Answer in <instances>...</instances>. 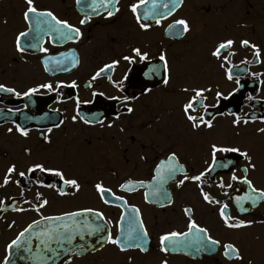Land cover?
Wrapping results in <instances>:
<instances>
[{
    "label": "flooded vegetation",
    "instance_id": "1",
    "mask_svg": "<svg viewBox=\"0 0 264 264\" xmlns=\"http://www.w3.org/2000/svg\"><path fill=\"white\" fill-rule=\"evenodd\" d=\"M41 10H50L58 18L66 19L81 29V37L76 41L59 42L43 37L41 43L26 49L24 53L15 50V37L20 31L27 30V22L23 19L24 0H0V83L23 92L29 87H35L42 82L70 85L77 83L73 89L64 86L49 92L40 89L30 97H17L11 93L0 92V182L8 166L15 164L9 185L0 188V198L6 205L0 209V261L7 254L6 244L23 230L39 215H59L65 211H76L82 207H92L103 213L108 230L117 235V221L120 213L125 212L124 226H127L128 208L139 209L138 220H142L148 232L147 252L132 248L120 252L114 245L105 244L100 248L98 235L85 236L88 245H96L98 251H88L80 256H72L71 264H229L218 252H201L193 250L169 251L166 255L159 250V237L168 231H183L188 219L183 209H193L192 218L201 226H206L210 234L223 242L234 241L251 264H264V201L252 207L245 202L247 213H241L231 200L244 195L247 185L240 181H231L232 171L241 176L247 161L238 153L217 154L218 159L232 160L229 169L216 168L204 177V191L209 192L222 203L229 204V212L238 218L253 220L251 227L240 230H228L223 227L218 218L217 206L208 205L202 201L198 190L191 182L177 188L175 182L168 181L163 191L171 197L172 203L161 197L149 196L147 185L152 183V175L157 163L166 159L171 152L177 154L179 163L183 164L190 174L206 167L209 160V145L213 142L221 145H233L247 151L256 165L255 170L249 169V178L257 188H264V133L256 131L264 128L259 119L264 117V0H183L182 4L172 13L166 15L163 4L169 0H155L157 11L163 12L166 18L156 25L152 19L143 20L145 8L152 6L153 0L138 9L141 22H147L151 27L145 31L136 24L130 11V3L138 0H119L115 5L119 11L112 17H107V10H101L100 15L92 13L87 7L90 0H35ZM85 14L89 19L85 25L79 21ZM184 19L188 22L190 31L183 35H170L166 32L168 24L174 20ZM223 38L235 40L230 49L223 50V55L229 52L234 79L229 81L224 75V69L209 56L213 45ZM248 39L256 44L261 51L260 62H253V50L241 47L239 41ZM24 46V38H21ZM132 46L148 52L147 60L136 58L128 63L121 60L111 70H106L95 81L90 76L105 63L121 55L130 54ZM46 47L48 52H41ZM165 52L172 68V77L168 85L162 83L163 72L160 74L145 73L153 65H161L159 53ZM64 54V56H61ZM50 56H56L63 61L60 68L49 66L45 72L43 61ZM73 56L79 63L73 67ZM66 57V59H65ZM247 60L248 63H242ZM230 65H225V68ZM67 69V70H64ZM255 74V75H254ZM112 77L109 81L108 76ZM239 78L237 86L235 79ZM123 81L119 90L113 86L114 81ZM89 83L92 87H88ZM188 87H208L204 103L208 105L207 112L197 106L192 115L203 114L205 119L213 120L211 129L193 130L190 122L183 115L182 106L186 96L180 89ZM145 89L150 91L144 92ZM235 89V91H234ZM219 90L223 96L217 98ZM103 92L104 96H93L92 92ZM231 92L232 95L228 96ZM109 96L136 97L127 102L134 111L127 113L125 105L119 100L108 99ZM253 99L249 100L248 97ZM81 101L77 109L75 98ZM90 101V102H89ZM79 111L80 115L92 119L96 116L104 120L105 125L84 124L77 120L73 123L71 116ZM223 113V115H220ZM231 113L248 115L249 123L239 129L231 124ZM119 115V119H114ZM256 119H251V117ZM63 120L60 128L53 125ZM20 125L28 129V136H22L16 131ZM49 127L51 144L43 141L42 132ZM121 127L124 131L121 132ZM12 129L11 132L8 129ZM237 131L239 134L237 135ZM144 159H141V157ZM33 161H49V166L63 167L68 176H79L82 189L79 193L66 197L59 196L55 188L39 187L29 184L28 180L19 177L20 171ZM231 169V170H230ZM43 177L46 184L63 187L58 179L49 174L33 173L29 179ZM103 179L106 187L112 188L115 195L123 196L127 208L116 207L119 201L105 205L94 193L92 183ZM177 176L176 179H181ZM221 178L231 188L217 187ZM19 181L17 185L14 181ZM125 180L144 181L145 187H137L132 191H122L119 184ZM71 193L72 190L68 189ZM36 192L41 193V199H47L48 205L38 215L34 211L16 212L14 207L30 208L23 200L35 201ZM9 197L12 199L10 200ZM110 200L111 197H108ZM19 202V203H17ZM91 218V217H90ZM14 222V223H13ZM9 224H13L11 228ZM102 235L106 236L107 232ZM38 241L33 239V247ZM74 243H80L79 238ZM11 264H34L28 254L22 250H12ZM67 257H60L55 264H66ZM239 264V262H233Z\"/></svg>",
    "mask_w": 264,
    "mask_h": 264
},
{
    "label": "snow or ice",
    "instance_id": "2",
    "mask_svg": "<svg viewBox=\"0 0 264 264\" xmlns=\"http://www.w3.org/2000/svg\"><path fill=\"white\" fill-rule=\"evenodd\" d=\"M77 4L81 3V0H76ZM119 0H90V3L87 4V7L92 10L93 14L100 15L101 10H107V17H112L116 12L119 11L115 5ZM183 0H169V3L162 5L166 9V15L170 16L172 13L182 4ZM148 0H138V2L130 3V11L132 12L136 24L140 29L147 31L151 25L147 22H141L142 17L138 14V9L142 5H146ZM25 10L23 11V19L27 22V30L20 31L15 37V50L19 53H24L26 49L37 47L43 37L48 36L51 40L59 42L67 41H76L79 40L82 33L79 27L74 26L66 19L58 18L50 10H41L37 7L35 0H24ZM165 13L157 11V4L153 0L152 6L145 8L143 12V20L147 21L152 19L156 25L161 23V20L166 18ZM88 15L85 14L84 18L79 21L80 25H85L88 22ZM190 31L189 24L184 19L174 20L172 23L168 24L166 32L170 35H183ZM21 38H24V46L21 45ZM235 40L231 38H223L213 45V48L209 51V56L215 58L217 61L222 59L219 67L224 69V75L229 81L234 79L232 68L236 67L231 65V56L235 53L229 52L228 55H223V50L230 49L235 44ZM241 47L251 48L253 50V62L259 63L261 51L260 48L253 43H250L248 39H241L239 41ZM41 52H48L46 47L40 48ZM130 54L121 55L119 58L113 59L111 63H105L103 67H99L98 70L90 76V81H95L105 73L106 70L113 69L116 65L120 63L121 60L128 63L134 62L136 58L144 61L148 59V52L143 51L141 48L132 46L129 49ZM64 56V54H61ZM66 59V57H65ZM159 61L161 65H153L149 68V72L145 73L146 76L149 73L160 74L163 72L162 83L168 85L172 77V68L169 64V61L166 57L165 52H160ZM73 67L79 63V59L73 56ZM242 63H248L247 60L242 61ZM45 65L44 71H49V66H55L60 68L63 64V61L56 57L50 56L43 61ZM230 65L225 68V65ZM67 70V69H64ZM255 75V74H254ZM109 81H112V77L108 76ZM237 86L240 85L239 78L235 79ZM123 81H114L113 86L118 90L122 87ZM64 86H69L73 89L77 88V83L72 81L70 85H63L62 83L53 84L51 82H42L37 84L35 87H29L26 91L19 92L16 91L13 87H7L5 84L0 83V92L11 93L17 97L25 96L30 97L34 93H37L40 89H46L49 92L55 91ZM88 87H92V84L89 83ZM150 91V89H145L144 92ZM180 91L183 94H189L186 96V102L182 106L183 115L186 117L187 121L190 122V127L193 130H200L202 127L206 129H211L213 127L212 119H205L204 115H192V112L197 111V106L207 112L208 105L204 103L206 99L205 93L211 92L212 89L208 87H193L181 88ZM235 91V89H234ZM93 96H104L103 92H92ZM232 93L229 92L228 96H231ZM215 96L220 98L223 96L222 92L217 90ZM108 99L119 100L125 105V111L127 113H132L134 109L127 106V102L130 99H136V97L124 96L123 98L119 96H109ZM224 99H227V96H223ZM249 100H252L253 97L249 96ZM90 102V101H89ZM81 101L78 97L75 98V104L77 109L79 108ZM223 115V113H220ZM233 118L231 124L233 127L239 129L241 125H247L249 123V117L247 114L244 116L237 115L235 113L230 114ZM114 119H119L117 115ZM251 119H256V117H251ZM262 123H264V117L259 118ZM73 123L77 120L82 121L84 124H99L101 127L111 128L112 123L105 125L104 120L96 116L90 120L85 118L83 115H80L79 111L75 115L71 116ZM63 124V120L59 123H55L53 127L60 128ZM53 127H49L47 132H42L43 141L46 144H51L50 133L53 132ZM9 132L12 129H8ZM16 131L20 135L27 137L28 129L21 127L20 125L16 126ZM121 132L124 131V128L121 127ZM257 132L264 133V128H257ZM239 132L237 131V135ZM226 154V153H238L240 157L244 158L247 161V166L244 167L242 175L238 176L235 171H232L230 180L240 181L241 183L247 185L248 191L244 195L236 196L231 200L237 210L241 213H247L248 208L244 207L245 202H250L252 207H256L258 203L264 201V188H257L254 186L253 181L249 178V169L253 171L256 168V165L252 162V158L247 151H242L240 147L233 145H221L215 142L209 145V160L205 161L206 167L202 170H198L195 173L190 174L186 171L183 164L179 163L177 159V154L171 152L167 155L166 159L160 160L159 163L155 165L154 174L152 175V183L147 185L149 192L145 193V200L149 199V196L160 199L161 197L168 200V203H172L171 197L168 196L166 192L163 191V186L168 183V181H173L176 184L177 188H181L186 185V182H191L195 185L198 190V194L202 201L208 205L217 206L218 218L222 222L224 228L228 230H240L249 228L254 223L253 220H245L233 216L229 212V204L222 203L219 199L214 198L209 192L204 191V177L209 175L216 168L229 169L232 165V160H221L218 159L217 154ZM141 159H144L142 156ZM49 161H33L29 166L26 167V171H20L18 173L19 177L28 180V183L35 184L39 187L44 188H55L58 195L62 197L69 196L71 194L79 193L82 189V182L79 176H68L67 172L63 167L59 166H49ZM17 166L12 164L8 166L3 177L2 182H0V188H3L9 185L10 182H13V174L16 173ZM231 170V169H230ZM42 173L49 174L58 179L59 184L63 187H57L54 184H46L43 177L37 176L34 179H29L30 174L33 173ZM182 178L177 180V176ZM19 185V181H14ZM144 181H135L125 180L124 183L119 184V189L122 191H132L137 187H145ZM94 193L98 198L105 204H111L113 201H119L120 204H116V207L123 206L127 208V202L124 201L123 196L115 195L112 188L106 187L104 185L103 179H97L92 183ZM220 189L225 187L231 188L232 184H225L223 178H221L219 184L217 185ZM68 189H71L70 193ZM108 197H111L110 200ZM11 200L12 198L9 197ZM35 201L23 200V204L31 205L30 208L25 207H14L12 210L16 212H26L34 211L38 215L41 210L45 208L49 201L47 199H41V193L36 192ZM19 203V202H17ZM6 205L4 199L0 198V209ZM129 215L127 216V226H124V221L126 219L125 212L120 213L119 220L117 221V228L119 230L117 235H113L111 231L108 230V223L105 221V217L102 212L95 210L92 207H82L76 211H65L59 215H39V219H33L26 227L20 231L14 239L6 244V255L3 258V261H0V264H11L10 257L12 255V250H22L28 254V258L34 262V264H55V261L60 257H67L66 264H71L72 256H80L88 251H98L99 248L96 245H88V242L85 240V236L98 235L100 240L103 243H100L99 247L103 248L105 244L114 245L120 252H126L129 249L135 248L140 252H147L148 248L145 246L148 243V232L145 229L144 223L142 220H138L139 209L128 208ZM183 213L188 219L185 222V229L183 231H168L162 234L159 237V250L165 255L171 250L173 252L181 250H193L197 254L201 252H218L222 249V256L229 262H239V264H251V261H245V257L242 254L240 248L234 241L223 242L221 239L214 237L210 234L209 229L206 226H201L195 219L192 218L193 209L186 207L183 209ZM91 217V218H90ZM264 223V220L260 221ZM14 223V222H13ZM13 224H9L8 227L11 228ZM107 232V235H102ZM79 238L80 243H74V241ZM36 239L38 243L35 245V250L33 247V239ZM161 264H167L166 260H162Z\"/></svg>",
    "mask_w": 264,
    "mask_h": 264
}]
</instances>
